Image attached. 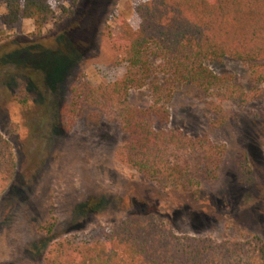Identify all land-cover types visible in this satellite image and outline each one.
<instances>
[{"label": "rangeland", "instance_id": "1", "mask_svg": "<svg viewBox=\"0 0 264 264\" xmlns=\"http://www.w3.org/2000/svg\"><path fill=\"white\" fill-rule=\"evenodd\" d=\"M140 1L68 0L40 31L29 19L0 22V134L15 159L0 194V264H44L61 237L132 214L151 216L175 234L264 241V60L205 62L245 92L261 89L258 99L235 104L176 84L164 100L170 117L162 128L225 145L213 180L200 172L195 152L173 156L188 165L195 189L162 187L124 163L118 151L126 136L116 113L87 107L70 130L62 127L60 110L76 80L98 85L120 76L122 53L112 44L117 21L132 22ZM253 65L262 73L259 83L251 78ZM152 101L148 85L129 92L130 105Z\"/></svg>", "mask_w": 264, "mask_h": 264}, {"label": "trees", "instance_id": "2", "mask_svg": "<svg viewBox=\"0 0 264 264\" xmlns=\"http://www.w3.org/2000/svg\"><path fill=\"white\" fill-rule=\"evenodd\" d=\"M3 1L2 24L29 19L40 31L68 0ZM117 25L112 44L122 53L120 76L98 85L76 80L60 110L62 127L70 130L87 107L116 113L126 136L118 154L142 177L162 187L195 189L188 165L173 158L189 151L199 156L203 176L215 179L225 145L162 128L170 117L164 100L176 84L217 92L235 104L260 98L261 89L245 92L205 62L264 60V0H141L132 22L119 17ZM251 78L262 80L256 65ZM145 85L151 87V104L130 105L129 92ZM14 174L12 147L0 134V194ZM44 264H264V241L257 235L216 240L175 234L151 216L132 214L117 224L61 237L48 247Z\"/></svg>", "mask_w": 264, "mask_h": 264}]
</instances>
